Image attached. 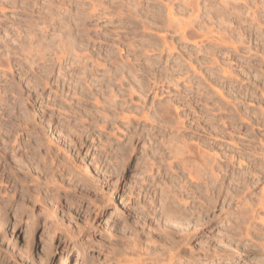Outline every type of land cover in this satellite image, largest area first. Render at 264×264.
Listing matches in <instances>:
<instances>
[{"label":"clouds","instance_id":"clouds-1","mask_svg":"<svg viewBox=\"0 0 264 264\" xmlns=\"http://www.w3.org/2000/svg\"><path fill=\"white\" fill-rule=\"evenodd\" d=\"M0 264H264V0H0Z\"/></svg>","mask_w":264,"mask_h":264}]
</instances>
